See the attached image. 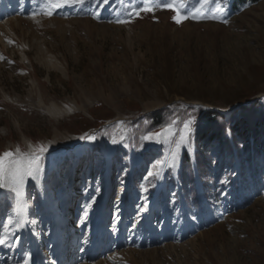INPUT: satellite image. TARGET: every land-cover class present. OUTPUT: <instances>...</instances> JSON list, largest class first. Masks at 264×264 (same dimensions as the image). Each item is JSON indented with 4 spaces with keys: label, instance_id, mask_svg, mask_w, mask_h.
Instances as JSON below:
<instances>
[{
    "label": "rangeland",
    "instance_id": "374dc122",
    "mask_svg": "<svg viewBox=\"0 0 264 264\" xmlns=\"http://www.w3.org/2000/svg\"><path fill=\"white\" fill-rule=\"evenodd\" d=\"M13 1L0 0V154L47 151L22 191L26 230L15 193L0 189V264L29 249L48 264H264V180L250 178L240 194L238 164H226L200 209L170 179L193 132L194 122L177 150L184 122L264 96V0H219V10L209 0L202 11L218 19L179 24L162 8L125 14L142 0H88L51 17L39 15L46 0ZM183 3L194 12L201 0ZM49 106L72 109L55 119ZM164 106L190 115L141 139L123 123ZM169 125L174 135L157 142ZM207 149L223 159L216 140Z\"/></svg>",
    "mask_w": 264,
    "mask_h": 264
},
{
    "label": "trees",
    "instance_id": "16d2710c",
    "mask_svg": "<svg viewBox=\"0 0 264 264\" xmlns=\"http://www.w3.org/2000/svg\"><path fill=\"white\" fill-rule=\"evenodd\" d=\"M251 1L256 0H232L231 4L236 8ZM190 110V106L177 109L166 106L126 124L132 126L134 136L141 139L147 132L169 124L174 116L184 121ZM198 114L194 125L195 148L192 153L186 148L182 150L175 179L179 184L178 192L185 201L193 199L201 209L203 199L209 202L212 199L214 189L211 183L222 175L226 164L229 167L238 164L233 185L240 194L248 188L250 178L264 180V96L241 104L230 115L217 109H205ZM213 140L217 141L223 155V159L214 162L207 149Z\"/></svg>",
    "mask_w": 264,
    "mask_h": 264
},
{
    "label": "snow or ice",
    "instance_id": "6c2138e0",
    "mask_svg": "<svg viewBox=\"0 0 264 264\" xmlns=\"http://www.w3.org/2000/svg\"><path fill=\"white\" fill-rule=\"evenodd\" d=\"M88 2V0H46L44 9L39 13V15L51 17L57 10L64 8H74L77 6H83ZM97 4L100 0H96ZM104 4H107L109 0H103ZM209 2V0H201L200 8H197L194 12L184 13L182 9L184 8L183 0H166L163 3H156L154 0H142L140 6L133 7L131 11H127L125 14L129 17L136 15L139 16L141 12H153L156 8H162L171 10L175 13L172 17L174 22L177 24L182 23L185 20H201V19H218L214 13L212 15H207L203 13L204 4ZM216 8L221 9V4L219 0H214ZM96 18H99V14H94ZM111 22V21H110ZM116 23H126V20H117ZM227 23V21H223ZM194 121L192 119L184 122V127L179 138V142L176 144V149L178 150L180 145L186 141L187 134L192 131L191 125ZM174 135L172 125L163 129L162 132L154 134V137L159 142L161 136ZM154 137H146V139H153ZM81 139L94 140L93 136H84ZM116 141L113 140V143ZM47 151L46 146H39L36 150L29 153H23L19 148H16L15 152L9 150L0 154V189H8L14 192L17 198V215L20 216L23 209L24 202L22 200L23 192L22 188L25 183L26 178L35 177L41 171V160L43 153ZM177 153L174 151L172 153V159L175 161ZM159 163V162H158ZM156 167V165H154ZM152 175V173H149ZM146 190V189H145ZM88 205L87 207H90ZM9 223H12L11 218ZM35 223V221H33ZM7 240V237L0 238V245H3ZM24 264H29L28 259H25Z\"/></svg>",
    "mask_w": 264,
    "mask_h": 264
},
{
    "label": "bare ground",
    "instance_id": "6f19581e",
    "mask_svg": "<svg viewBox=\"0 0 264 264\" xmlns=\"http://www.w3.org/2000/svg\"><path fill=\"white\" fill-rule=\"evenodd\" d=\"M11 3H15V0L13 1V2H11ZM6 11V10H5ZM0 12H1V10H0ZM47 111H48V113L52 116V117H54L55 119H58V118H60V117H63V116H65L68 112H70L71 111V109L72 108H67V106H62V107H59V108H55V109H53V107L52 106H49V107H46L45 108ZM26 180H25V183H24V185H23V188H22V191L24 190V187H25V184H26ZM32 258H31V256H30V259H28V261H29V264H33L34 263V258H35V256H34V254H32ZM27 258V257H26ZM31 259H33V260H31ZM18 264H24V261H21V262H19Z\"/></svg>",
    "mask_w": 264,
    "mask_h": 264
}]
</instances>
